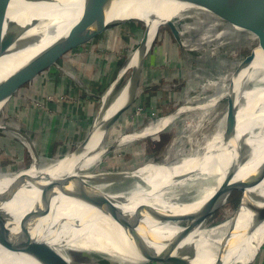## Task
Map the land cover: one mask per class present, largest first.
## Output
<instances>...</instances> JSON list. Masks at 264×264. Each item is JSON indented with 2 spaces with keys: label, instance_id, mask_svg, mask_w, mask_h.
Wrapping results in <instances>:
<instances>
[{
  "label": "bare ground",
  "instance_id": "6f19581e",
  "mask_svg": "<svg viewBox=\"0 0 264 264\" xmlns=\"http://www.w3.org/2000/svg\"><path fill=\"white\" fill-rule=\"evenodd\" d=\"M93 3L112 7L107 15L101 17V27L138 18L150 27V32L101 95L104 99L94 117L93 137L84 151H75L57 159L52 169L44 166L39 181H34L36 162L31 171L20 176L19 181L14 178L16 176L0 180V191L14 188L11 199L0 200V210L12 221H8L5 227L0 226V230L25 231L34 238L50 242L69 235L73 240L57 250L69 262L75 260L71 255L82 252L99 258L120 252L124 258L141 263L170 261L172 258L166 249L176 246L173 234L178 232L183 236L179 249L191 247L196 250L194 264H211L216 258L224 264H236L250 258L264 244V176L256 185L245 187L244 184L248 172L262 158L264 160V51H257L264 38V10L243 0H66L62 7L56 9L42 5L32 9H8V16L22 24L32 17H40L54 20L57 25L53 34L50 26L44 27L43 39L25 48L17 58L38 57L60 34L74 27L81 14ZM162 19H171L178 24L183 46H192L194 50L203 45L202 49L209 55L222 45L256 41L253 48L256 55L251 67L245 71L244 62H238L229 66L228 71L202 79L194 105L182 106L178 110V113L201 112L200 116L187 113L184 118L186 127L180 131L179 137L170 140L161 162H152L123 174L97 173L96 179L88 182L87 179L94 175L92 167L100 158L103 129L107 127L108 118L132 97L135 90L139 92L138 88L129 91L130 75L133 70L139 71L140 54L145 43L153 40L156 25ZM197 37L199 44L196 43ZM2 74L3 61H0V76ZM120 80L123 82L118 85ZM234 94L236 98L229 113L227 108L214 129L204 127L205 123H210L212 106L221 97ZM235 109L236 118L231 119L230 112ZM170 120L171 116L156 119L127 134L119 143L157 134L172 122ZM236 147L242 149L240 157L236 155ZM49 177L54 180L46 189ZM126 178L131 180V184L121 187L118 180ZM40 181L43 186L39 189L30 187L32 183L37 186ZM235 183L241 184L247 198L251 196V205L259 208L239 210L207 226L208 213L223 206L228 198L227 189ZM80 192L87 193V196L76 199L74 195ZM125 197L131 206L120 202L111 216L91 206L98 198ZM49 198L51 203L46 205ZM141 206L159 210L174 224L149 215L139 220L134 209ZM193 211H199L201 218L192 227H183V218ZM260 212L263 213L262 218ZM77 222H80V227ZM246 225L250 234L244 241H239L237 232ZM9 244L18 252L11 253L0 245V256L11 264H58L52 254L45 256L42 252L25 250V246L15 240ZM0 264L6 263L0 258Z\"/></svg>",
  "mask_w": 264,
  "mask_h": 264
},
{
  "label": "rangeland",
  "instance_id": "374dc122",
  "mask_svg": "<svg viewBox=\"0 0 264 264\" xmlns=\"http://www.w3.org/2000/svg\"><path fill=\"white\" fill-rule=\"evenodd\" d=\"M15 1L0 0V10L7 5L10 8ZM19 8L22 7L17 9ZM143 24L144 22L132 20L99 33L91 41L67 51L57 65L39 73L14 94L0 113V122L19 129L27 138L21 139L20 135L15 137L14 133L0 128L1 179L7 180L16 176L14 178L19 181L20 176L31 169L30 167L26 171L14 174V172L33 164L34 153L31 146L36 151L37 162L39 163L35 172L41 178L44 166L52 169L57 159L69 155L76 148L83 139V134L85 136L94 125V117L99 113L102 99H104L101 95L114 82L117 73L124 68L126 63H129V59H132L136 48L149 34L150 27L145 23L144 25H147L149 30L144 37L145 26ZM196 43H200L198 37ZM255 45L256 41L254 40L235 46L222 45L209 55L202 49L204 48L203 45H198V50H193L192 46L181 47L169 28L161 26L144 59L139 80V92L133 104L108 128L99 151L100 158L92 167L94 175L89 177L87 181L96 179L97 173L123 174L134 171L140 166L151 165L152 162H161L165 151L168 150L170 140L175 136L179 137L180 131L186 127L185 122L187 121L184 118L187 113H190L191 116H200L201 112L178 113V110L182 106L194 105L193 100L200 92L202 79L207 76L215 77L216 74L222 73L224 70L228 71L229 66L234 63L243 64L252 54ZM86 64L92 68L91 74H88L92 78L91 81H89L87 72L82 69L77 74L78 78L75 82L71 75L74 68L77 65L81 67ZM58 77L59 80H57ZM57 81L61 84H58ZM122 82L123 80H120L118 85H121ZM90 86L93 87L92 92L94 93L92 95L93 100L90 99V102L92 101L94 107H90L86 113L81 112L82 107H78L79 105L74 103L78 98L86 102L89 100L88 88ZM60 88L62 89L59 90ZM80 91L84 95L79 96ZM232 96L235 101L236 95ZM229 104L230 95L221 97L216 105L209 110L212 115L209 119L210 123L207 124L205 119H202L203 124L205 123L203 126L207 129H214L219 123L218 119ZM78 109H80L79 112ZM26 111H30L31 115L38 117L35 124L25 123L23 116H25ZM169 116H171L170 121L172 122L157 134L141 137L125 144L119 143L127 134L156 119ZM79 127L82 129L80 130ZM181 143L183 144V138ZM225 149L228 151V147ZM169 150L171 151V149ZM19 155H22L21 159H18ZM118 182L121 187H127L131 184L129 178L118 180ZM41 183L42 181L37 183V186L32 183L30 187L39 189L43 186ZM231 187L242 188L239 183L231 184ZM247 192L250 193L248 190ZM241 200V192L233 190L223 206L207 218L206 225H213L223 218L231 216L234 212L246 209L247 207L244 206L243 202L241 203ZM247 201L251 205V196L247 198ZM195 216V211L189 213L183 218L181 225H191L196 218ZM71 257L77 261L91 264H112V262L116 264H164L131 261L121 256L120 252L105 256L112 262L106 258L87 254V252L71 255Z\"/></svg>",
  "mask_w": 264,
  "mask_h": 264
},
{
  "label": "water",
  "instance_id": "95a60500",
  "mask_svg": "<svg viewBox=\"0 0 264 264\" xmlns=\"http://www.w3.org/2000/svg\"><path fill=\"white\" fill-rule=\"evenodd\" d=\"M66 0H16L15 3L9 8L8 5L5 6L3 9L0 10V61H3V70L4 74L0 76V113L3 111L5 105L9 102V100L14 96V94L26 83L30 82L33 78H35L39 73L43 72L44 70L48 69L51 66L57 65L60 58L69 50H72L76 46L86 43L90 40H92L94 37H96L99 33H102L103 31L119 25L124 22H129L132 20H137L143 23L142 20H139L138 18H129L127 20L117 22L115 24H112L106 28H103L99 25L101 17L107 15L110 10L112 9L111 6L108 4H99V3H93L90 5L88 10L81 14V16L78 18L76 24L72 28H68L65 30L62 34H60L52 44L47 45L41 52V54L38 57H26L23 59H18L19 53L23 51L25 48H28L32 46L36 42H40L43 37L45 36L44 27H51V33L55 31L57 28V25L55 24L54 20H47L45 18L40 17H32L25 23H20L16 20H12L8 16V9H17L18 7H25V8H35L34 6H44L49 7L51 9H56L57 7H62L64 5ZM248 3H251L260 9L264 10V0H243ZM144 25V24H143ZM54 26V29H53ZM145 26V25H144ZM161 26H167L169 30L171 31L173 37L178 41V43L183 47L181 43V38L179 34V30L175 22L171 19H162L157 25L155 30V35L152 41L145 43L144 48L142 50V53L140 54V69L138 72L132 71L130 75V85L128 86L129 91H131V88L137 89L139 87V80L142 72V66L144 63V59L153 44V41L155 40L158 30ZM253 26V25H252ZM259 29V27H257ZM148 26H145L144 31V37L146 33L148 32ZM258 31V30H257ZM143 45V41L140 43L138 47H141ZM259 53L264 51V38L262 42L259 44V48L257 50ZM255 53L252 52V54L246 59L244 62V68L245 71H247L251 63L253 62L255 58ZM137 90H135L134 93H132V97L124 102L122 105L119 106V108L108 118L106 125L107 127L103 129L104 136L108 130V125L110 126L116 119L119 118L120 115L123 114V112L128 109L134 102L137 93ZM234 99L233 96L230 95V104L228 105V109L233 105ZM231 119L236 118V109L231 110L230 112ZM235 122V121H234ZM233 125V122L231 123ZM104 127V126H103ZM236 128V126H233ZM0 128L7 130L10 133H14V135H20L22 138L26 139V135L23 134L19 129L15 127H11L8 125L3 124L0 122ZM233 129V128H232ZM256 132V131H255ZM93 137V129L90 128V131L87 133V135L84 137V139L79 142L76 146V148L69 153L72 154L75 151H84L87 145L90 143L91 139ZM104 139V138H103ZM253 148V146H252ZM251 149V146H250ZM31 150L34 153V162L32 165L35 164L36 166L39 165L37 162V156L35 149L31 146ZM236 150L237 157H240L242 154L241 147L234 148ZM252 152V149H251ZM67 156V155H65ZM36 159V160H35ZM238 159V158H237ZM260 161V160H259ZM258 161V162H259ZM29 167L22 169L20 171L14 172V174H19L20 172L26 171ZM13 174V173H12ZM264 176V160L263 158L261 161L250 171L248 172V175L245 178V187H251L253 185H256L259 183V181ZM41 178L40 175L34 179V181H39ZM1 180V177H0ZM47 183L45 184V188L49 189L51 184L53 183V178H47ZM3 190V191H2ZM233 190H238L241 192V203L243 202L244 206H246L248 209L251 210H257V206L250 205L247 201V195L246 191L243 188L238 187H230L226 191V196H229L230 193ZM81 196L79 197V195ZM14 195V188L8 187L7 189H1L0 191V200H6L11 199ZM87 196V193L80 192L74 195L76 199H83ZM246 196V198L244 197ZM120 202H124L127 207L131 206V202L128 200L127 197L123 198H98L94 202H92L91 206L93 208L99 209L100 213L111 216L113 214V209L119 205ZM51 199H47L46 205H50ZM220 207L215 208L211 213H208L209 216H211L216 210H218ZM137 217L139 220L143 219L145 215H149L151 218L156 220H161L163 222H167L170 225H173V220L166 216L165 214L161 213L159 210L154 209H148L145 207H137L134 209ZM262 210V209H261ZM263 211V210H262ZM196 212V218L192 222L191 225L183 226L190 228L192 227L195 222H197L201 215L199 211ZM264 212V211H263ZM261 213V212H260ZM207 214V215H208ZM189 215V214H188ZM206 215V216H207ZM205 216V217H206ZM259 216L262 218L263 213L259 214ZM9 217L5 212L0 210V226L5 227L6 224H9L8 220ZM7 218V220H6ZM207 220V219H206ZM12 222V221H11ZM78 227H80V222H77L76 224ZM76 226V227H77ZM5 229V228H4ZM0 245L11 251V253L18 252L15 248H13L9 241L15 240L17 243H22L25 246L26 249H31L37 252H42L43 255H54L56 258V262L58 264H91L88 262H80L77 260H73L72 262H69L66 260L61 254L57 253L58 248L66 245L69 243L73 238L69 235H64L62 239L58 240L59 238L55 239V242H50L46 240H39L37 238H34L30 235V233L25 231H18V232H11L10 230H0ZM238 233V239L239 241H244L246 238H248L250 234V230L248 226L246 225L245 228H240ZM174 241L176 243V246H168L166 249V252L169 254V256L172 258L170 261H159L156 260L153 262H160L164 264H194V259L196 257V250H194L191 247H186L181 250L179 247H181L183 242V236L182 233H174L173 234ZM264 245V244H263ZM179 250H177V249ZM176 249V250H175ZM260 252V248L258 247L257 250L252 254L250 258H247L246 260H243L241 262H237L236 264H253L255 260L258 258V254ZM2 261L6 264H11L6 258L3 256H0ZM211 264H224V262L220 258H216L213 263Z\"/></svg>",
  "mask_w": 264,
  "mask_h": 264
},
{
  "label": "crops",
  "instance_id": "0c3cea01",
  "mask_svg": "<svg viewBox=\"0 0 264 264\" xmlns=\"http://www.w3.org/2000/svg\"><path fill=\"white\" fill-rule=\"evenodd\" d=\"M95 38V37H94ZM93 38V39H94ZM91 41V40H90ZM79 46H77V48H78ZM59 62V61H58ZM83 66V67H82ZM81 67L80 66H76V68H74V71H73V73L71 74L72 76H73V78H74V80H75V82L77 81V78H78V75L77 74H79L80 73V71L83 69V70H85L86 72H87V75L88 74H91V66L90 65H82ZM52 67V66H51ZM78 69V70H77ZM59 71V70H58ZM61 77V76H60ZM88 77H89V81H91V76H89L88 75ZM67 79V78H66ZM69 79V78H68ZM57 80H59V77L57 78ZM68 81V80H67ZM79 81H80V79H79ZM78 81V84L80 85V82ZM58 82V84H61L59 81H57ZM94 83V82H93ZM85 84V83H84ZM94 84H97V83H94ZM92 88L93 87H89L88 88V90H89V96H88V98H89V100L86 102V101H81L79 98H78V100L76 101V103H74L75 105H79L78 107H82V110H81V112H87L88 110H89V108L90 107H94V105L92 104V101L90 102V99L91 100H93V97H92V95L94 94L93 92H92ZM62 88H60L59 90H61ZM49 92V91H48ZM81 95H84V94H82V92L80 91V93H79V96H81ZM83 105V106H82ZM79 110L80 109H78V112H79ZM30 112V111H29ZM28 111H26V114H25V116H23L24 117V121H25V123H32V124H35L36 122H37V119H38V117L36 116V115H31L30 113H29ZM83 114V113H82ZM84 116V115H83ZM36 118V119H35ZM82 125V124H81ZM80 128V127H79ZM82 128H80V130H81ZM79 130V131H80ZM83 132V131H82ZM87 135V134H86ZM85 135V136H86ZM15 137H17L16 135H14ZM84 134H83V139H84ZM21 139H24V138H22V137H20ZM82 139V140H83ZM81 140V141H82ZM22 141V140H21ZM80 141V142H81ZM21 147H22V145H21ZM33 147V146H32ZM34 148V147H33ZM23 151H24V149L22 150V153H23ZM20 156V157H19ZM18 156V159H21V156L22 155H19ZM14 161V160H13ZM254 264H264V248H262V251H261V253H260V255H259V257H258V260H257V262L256 263H254Z\"/></svg>",
  "mask_w": 264,
  "mask_h": 264
}]
</instances>
